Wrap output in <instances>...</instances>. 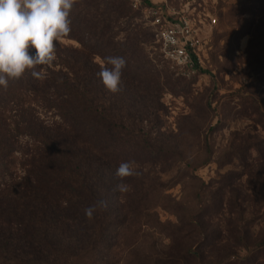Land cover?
I'll return each instance as SVG.
<instances>
[{"label": "trees", "instance_id": "obj_1", "mask_svg": "<svg viewBox=\"0 0 264 264\" xmlns=\"http://www.w3.org/2000/svg\"><path fill=\"white\" fill-rule=\"evenodd\" d=\"M130 2L77 0L64 38L77 44L57 42L53 64L34 69L42 78L28 70L7 88L0 86V264H264V237L247 250L245 222L243 234L230 222L224 228L210 224L208 216L224 212L220 192L210 193L207 202L198 195L206 213L201 223L191 221L201 234L196 242L185 244V237H194L172 229L173 242L164 252L133 262L112 255L126 236L115 229L130 226V210L138 206L141 212L146 197L137 190L131 204L117 191L118 183L133 179L118 180L116 168L128 161L156 164L176 154L144 126L161 110L158 96L152 101L146 91L160 95L162 85L147 50L150 33L132 26L137 14ZM110 56L126 60L117 93L97 75L96 58ZM167 74L166 84L174 90L178 81H171L169 68ZM206 151L209 157L200 166L212 155L207 143ZM98 200L107 208H97L90 219L84 210ZM232 241V247L224 245ZM239 245L246 248L245 257L239 256Z\"/></svg>", "mask_w": 264, "mask_h": 264}, {"label": "rangeland", "instance_id": "obj_2", "mask_svg": "<svg viewBox=\"0 0 264 264\" xmlns=\"http://www.w3.org/2000/svg\"><path fill=\"white\" fill-rule=\"evenodd\" d=\"M130 1L137 14L132 26L139 24L150 33L147 50L162 85L160 95L152 88L146 91L152 101L158 96L161 110L144 126L152 127L150 136L176 154L156 164L133 165L139 175L131 176L124 195L131 204L139 197L137 190L146 197L141 212L138 206L130 210V226L115 229L126 236L112 255L133 262L164 252L173 242L172 229L194 237L192 241L185 237V244L196 242L201 234L191 221L201 223L206 213L200 197L207 202L215 192L224 197L225 207L214 216L211 210L210 224L224 228L230 222L240 228L245 222L250 250L264 237V113L259 112V107L264 109V0H149L172 20L185 15L198 31L202 65L191 77L178 74L161 55L151 8L142 0ZM211 18L217 19L216 24ZM168 68L174 73L171 81H178L174 90L166 84ZM206 143L212 155L200 166L209 157ZM240 230L243 234L244 228ZM238 248L239 256L245 257L246 248Z\"/></svg>", "mask_w": 264, "mask_h": 264}, {"label": "clouds", "instance_id": "obj_3", "mask_svg": "<svg viewBox=\"0 0 264 264\" xmlns=\"http://www.w3.org/2000/svg\"><path fill=\"white\" fill-rule=\"evenodd\" d=\"M76 3L77 0H0V86L7 88L9 80L20 79L28 70H33V77L42 78L34 69L50 66L56 60V43L62 42L71 32L69 16ZM98 62L97 75L104 87L117 93L126 60L110 56ZM133 165L132 161L121 162L114 176L122 181L139 175ZM115 187L121 193L129 191L125 183ZM97 208L106 209L107 202L98 200L87 207L86 216L91 219Z\"/></svg>", "mask_w": 264, "mask_h": 264}, {"label": "built area", "instance_id": "obj_4", "mask_svg": "<svg viewBox=\"0 0 264 264\" xmlns=\"http://www.w3.org/2000/svg\"><path fill=\"white\" fill-rule=\"evenodd\" d=\"M149 14L163 58L182 76L191 77L196 74L202 65L199 53L202 41L191 20L185 15L172 20L161 9L155 8H151ZM216 22V18H211L212 24Z\"/></svg>", "mask_w": 264, "mask_h": 264}]
</instances>
